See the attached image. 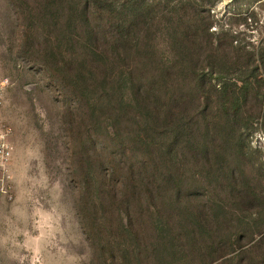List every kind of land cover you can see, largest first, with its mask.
I'll list each match as a JSON object with an SVG mask.
<instances>
[{
  "label": "rangeland",
  "instance_id": "374dc122",
  "mask_svg": "<svg viewBox=\"0 0 264 264\" xmlns=\"http://www.w3.org/2000/svg\"><path fill=\"white\" fill-rule=\"evenodd\" d=\"M57 1L0 0V74L9 79L0 113L14 147L8 178L0 184V264H123V248L132 252L134 242L144 256L139 261L131 255L127 263L155 264L149 257L152 224L143 218L134 227L139 239L132 232L121 237L118 213L130 162L162 164L163 140L155 136L148 152L137 139V122L113 131L111 115L94 94L74 89L57 60L70 54L78 66L90 42L106 54L95 65H115L114 77L136 62L145 79L166 80L149 97L156 106L159 96L164 130L178 123L195 130L194 139L176 148L183 202L163 210L174 225L183 207L200 214L212 238L167 264H264V0H132L139 8L132 14L118 12L128 0H89L90 23L80 17V0L61 9ZM145 2L150 7L143 11ZM70 3L73 32L66 19ZM120 27L132 30L126 42L116 35ZM174 33L181 44L172 43ZM180 60L196 64L198 73L223 70L229 80L253 76L241 112L222 117L213 91L219 81L194 91L195 74L175 66ZM91 147L87 159L84 151ZM111 166L117 197L101 203L96 176L90 177L92 194L84 180ZM162 173L153 166L147 174L159 182ZM160 184L157 192L172 198V188Z\"/></svg>",
  "mask_w": 264,
  "mask_h": 264
},
{
  "label": "trees",
  "instance_id": "16d2710c",
  "mask_svg": "<svg viewBox=\"0 0 264 264\" xmlns=\"http://www.w3.org/2000/svg\"><path fill=\"white\" fill-rule=\"evenodd\" d=\"M57 2L59 3V9H61L62 5L64 6L63 3H68V0H58ZM21 3L26 4L27 0H21ZM134 5L132 4V0H128L119 7L118 12L132 14V11H138L139 9ZM144 5L145 8L143 11L147 10V7H150V4L147 2ZM74 6L71 3L67 6V11L70 12V15L68 13L66 15V19L69 22L67 28L68 30L71 28V32H73L72 27L75 21ZM90 8L91 3L89 0H80V6L78 8L80 17H84L89 23ZM64 24L66 25V21ZM91 31L93 37L97 38L96 31L94 29ZM131 32L130 27H120L117 29L116 35L123 42H126L129 40ZM174 34L175 36H172V43L177 45L181 44V39L178 37V34ZM71 41L74 42L72 38ZM98 50V46L94 42H90L88 46H85L86 56L83 58L84 61H78V66L72 65L74 58L70 54L67 56L63 54V60H57V63L63 65L68 70V73L71 75V82L76 91L83 95L89 94L90 97L94 94L96 97V100L93 98L94 102L102 103L105 112L111 115L110 125L113 131L125 132V129L129 126V122L135 121L139 124L137 139H142L140 144L144 145L145 150H148V152L151 151L149 147L150 140L154 139L155 136L162 139L164 144L160 151L163 165L153 159L135 160L132 163L130 162V171H128L125 180L120 181L126 191L123 193L122 201H120L123 209L119 212L120 214L118 213L119 234L122 235L121 237H124L125 234H131L130 232H132L134 239H139L140 233L134 227H136V223L139 220L146 219L152 224L149 234V257L153 259L155 264H167L170 261L174 263L179 262L182 254H188L185 253L186 249L194 250V247L198 248L200 247V243H207L211 237V234H209L211 233V228L202 220L200 214L197 213L198 215H196L194 211L185 212L187 209L183 207L177 215L178 223L174 225L167 216V211L165 209V211L163 210L168 205L180 207L183 202L181 191L183 176L177 172V169L179 170L180 168L179 164H181L182 155L178 153L176 148L179 149L181 142L194 139L195 130L193 126L184 123L176 124L173 129L164 130L167 122L165 123L160 115L162 106L158 101L159 96L155 103L156 106H153L149 97L152 93L158 92L160 83L166 82V80L151 78L149 81L150 78L145 79L140 74L138 64L135 61V63H131L128 66L129 72L122 73L118 71L114 77L113 71L116 67L115 65L108 67L105 64L102 68L98 66L102 65L98 63L99 61L103 62L104 60L102 61L101 58H104L106 55ZM128 51L131 53V50ZM50 52L55 55L53 50ZM120 56L122 55L119 53ZM86 60H90L88 65H85ZM182 60L173 63L176 64L175 66L180 64L181 67L179 69L186 74L192 71L194 72V91L201 92L208 82H212L213 80L219 81L218 85H213V91H215L218 98L217 107L222 117L229 119L231 115L236 116L241 112L245 104V96L250 88L253 87V76L245 78L244 74L236 80H229L223 70L217 68L215 70L210 69L207 72L201 70L198 73L196 64L184 65ZM50 67L53 72H58L52 66ZM108 68L111 69V72H108ZM190 69H192L191 72ZM92 83L97 84L93 86ZM90 97L89 99H91ZM206 100H201L200 103H204L205 105ZM131 112H134V114H130ZM93 150L94 148L92 147L85 149L84 154L87 159L93 157ZM153 166L155 169H163V173L158 177L159 182L147 174L148 169ZM114 168L116 167L111 166V169L104 168L101 172L86 174L84 182L88 194H92V187L94 186V182L90 179L91 175H95L98 179V187L102 194L98 199L101 203H105L107 200L115 201L117 197L116 188H118V182L114 181L116 179ZM173 169L176 170L175 174L171 173ZM162 182L174 191L172 198L167 199L164 196L162 197L161 192H157L162 186L160 184ZM145 204L148 208H145ZM145 210H147L146 215L143 214ZM168 215L171 216L170 214ZM141 239L143 240V238ZM133 245L135 248H131L132 252L129 249L123 248L120 256L123 264H128L127 262H129L128 259L131 255L139 261L143 258L144 255L142 253H144V250L141 249V245L137 246L136 242ZM145 250L148 252L146 247Z\"/></svg>",
  "mask_w": 264,
  "mask_h": 264
},
{
  "label": "built area",
  "instance_id": "2783aa9c",
  "mask_svg": "<svg viewBox=\"0 0 264 264\" xmlns=\"http://www.w3.org/2000/svg\"><path fill=\"white\" fill-rule=\"evenodd\" d=\"M9 83L8 78L0 74V110L4 104L5 88ZM10 129L7 128L0 113V184H5L8 178L9 166L13 156L14 147L11 144Z\"/></svg>",
  "mask_w": 264,
  "mask_h": 264
}]
</instances>
